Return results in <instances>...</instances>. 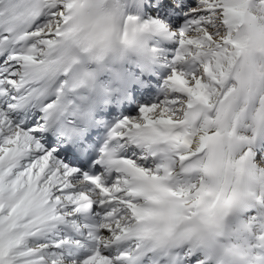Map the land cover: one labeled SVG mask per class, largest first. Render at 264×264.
<instances>
[{
    "label": "snow or ice",
    "instance_id": "1",
    "mask_svg": "<svg viewBox=\"0 0 264 264\" xmlns=\"http://www.w3.org/2000/svg\"><path fill=\"white\" fill-rule=\"evenodd\" d=\"M98 2L0 0V264H264V0L129 16L174 40L167 79L93 139Z\"/></svg>",
    "mask_w": 264,
    "mask_h": 264
},
{
    "label": "clouds",
    "instance_id": "2",
    "mask_svg": "<svg viewBox=\"0 0 264 264\" xmlns=\"http://www.w3.org/2000/svg\"><path fill=\"white\" fill-rule=\"evenodd\" d=\"M138 2L99 0L94 5L89 31L81 40V63L77 66L91 72L92 77L76 90V102L90 120L101 100L121 90L125 65L135 64L147 70L154 62L150 41L155 32L127 21L129 16L139 20L138 14L130 11ZM105 75L109 76L107 81L102 79Z\"/></svg>",
    "mask_w": 264,
    "mask_h": 264
},
{
    "label": "rangeland",
    "instance_id": "3",
    "mask_svg": "<svg viewBox=\"0 0 264 264\" xmlns=\"http://www.w3.org/2000/svg\"><path fill=\"white\" fill-rule=\"evenodd\" d=\"M162 4L166 6L161 7ZM194 4L195 0H139L138 4L133 6L130 11L137 13L141 22L144 20L157 19L168 24L170 29H178L185 23L187 14ZM172 41L174 42V40ZM175 47V42L173 43V51L166 47H160L163 68L168 69L167 62L173 55ZM166 79L167 76L162 81L163 86ZM157 99L158 98L154 99L152 103L156 102ZM138 112L139 109L134 112L133 116L137 115Z\"/></svg>",
    "mask_w": 264,
    "mask_h": 264
},
{
    "label": "bare ground",
    "instance_id": "4",
    "mask_svg": "<svg viewBox=\"0 0 264 264\" xmlns=\"http://www.w3.org/2000/svg\"><path fill=\"white\" fill-rule=\"evenodd\" d=\"M158 34V33H157ZM158 35H160V34H158ZM161 36V35H160ZM167 38V37H166ZM167 39H169V38H167ZM159 75H161V73H162V70H161V68H159ZM159 84V83H158ZM46 138V137H45ZM72 166H76V165H72Z\"/></svg>",
    "mask_w": 264,
    "mask_h": 264
}]
</instances>
